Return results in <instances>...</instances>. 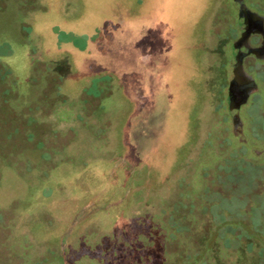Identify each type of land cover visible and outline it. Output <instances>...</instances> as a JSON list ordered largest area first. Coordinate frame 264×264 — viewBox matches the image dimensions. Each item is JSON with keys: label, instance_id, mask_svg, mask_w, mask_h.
I'll use <instances>...</instances> for the list:
<instances>
[{"label": "rangeland", "instance_id": "374dc122", "mask_svg": "<svg viewBox=\"0 0 264 264\" xmlns=\"http://www.w3.org/2000/svg\"><path fill=\"white\" fill-rule=\"evenodd\" d=\"M231 5L0 0V264H264V90L244 146Z\"/></svg>", "mask_w": 264, "mask_h": 264}, {"label": "flooded vegetation", "instance_id": "af4514ba", "mask_svg": "<svg viewBox=\"0 0 264 264\" xmlns=\"http://www.w3.org/2000/svg\"><path fill=\"white\" fill-rule=\"evenodd\" d=\"M231 2L226 19L228 77L224 79L223 89L232 135L245 146L250 144V139L247 137L248 129L242 122L244 111L241 109L249 102L251 95L258 96L264 90V77L258 76L261 70L264 72V5L254 8L246 0ZM210 86L213 89L214 84H210L209 89ZM245 93H248L247 99L240 103ZM252 156L258 158L264 153L256 151Z\"/></svg>", "mask_w": 264, "mask_h": 264}, {"label": "water", "instance_id": "95a60500", "mask_svg": "<svg viewBox=\"0 0 264 264\" xmlns=\"http://www.w3.org/2000/svg\"><path fill=\"white\" fill-rule=\"evenodd\" d=\"M247 96H248V93H245L244 96H243V98L241 99L240 103L245 102L246 99H247Z\"/></svg>", "mask_w": 264, "mask_h": 264}]
</instances>
